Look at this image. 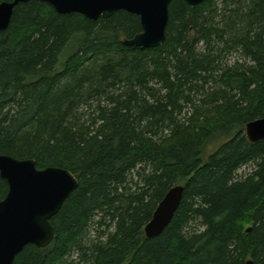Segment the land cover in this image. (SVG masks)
Returning a JSON list of instances; mask_svg holds the SVG:
<instances>
[{"label": "trees", "instance_id": "obj_1", "mask_svg": "<svg viewBox=\"0 0 264 264\" xmlns=\"http://www.w3.org/2000/svg\"><path fill=\"white\" fill-rule=\"evenodd\" d=\"M139 32L128 11L92 20L40 0L0 32V154L79 179L54 241L14 264L264 260V140L246 134L264 117V0H173L162 46L124 44ZM179 184L171 223L147 238ZM8 188L0 175V200Z\"/></svg>", "mask_w": 264, "mask_h": 264}, {"label": "water", "instance_id": "obj_2", "mask_svg": "<svg viewBox=\"0 0 264 264\" xmlns=\"http://www.w3.org/2000/svg\"><path fill=\"white\" fill-rule=\"evenodd\" d=\"M30 0L0 2V32L11 23L20 3ZM49 3L61 14L77 12L89 19L109 18L118 11H128L140 18V32L124 44L142 48L162 46L170 20L173 0H40ZM205 0H186L198 5ZM251 142L264 140V117L246 125ZM0 175L8 183V192L0 200V264H14L16 257L30 244L40 248L55 239L52 219L60 212L67 198L79 187V179L71 170L58 166L40 169L34 158L19 159L0 154ZM185 185L168 190L158 203L144 231L147 238L159 236L171 223L178 210ZM246 264L256 263L250 259Z\"/></svg>", "mask_w": 264, "mask_h": 264}, {"label": "rangeland", "instance_id": "obj_3", "mask_svg": "<svg viewBox=\"0 0 264 264\" xmlns=\"http://www.w3.org/2000/svg\"><path fill=\"white\" fill-rule=\"evenodd\" d=\"M228 58L230 60V63H232L237 59H241V56L239 53H232V54H230V57H228ZM199 98L201 99L202 97L199 96ZM219 144H220V142L215 143L213 145H210L209 148L207 149L206 154H210L211 152H213L218 147ZM254 167H255V165L253 163L243 166L242 169H240V171H239V175L244 176V175L250 173L254 169Z\"/></svg>", "mask_w": 264, "mask_h": 264}]
</instances>
